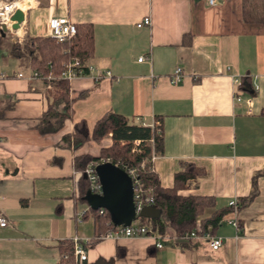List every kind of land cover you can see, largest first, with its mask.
Instances as JSON below:
<instances>
[{"label": "crops", "instance_id": "0c3cea01", "mask_svg": "<svg viewBox=\"0 0 264 264\" xmlns=\"http://www.w3.org/2000/svg\"><path fill=\"white\" fill-rule=\"evenodd\" d=\"M14 1L24 19L0 39V213L10 222L0 228V264H58V243L74 238L85 246L87 264H264V24L243 21L242 0ZM62 16L92 25L89 61L110 76L71 80L72 119L42 133L52 87L44 78L28 79L29 57L11 48L27 36H50V18ZM145 16L151 24L138 27ZM177 68L182 77L173 82ZM243 80L255 95L238 92L235 101ZM108 112L142 126L160 123L162 152L151 165L162 188L173 187L182 162L205 170L181 196L212 197L216 209L226 208L248 197L260 174L257 196L210 232L223 240L220 249L180 242L170 229L160 235L161 249L150 237L98 240L85 214L90 208L76 197L81 173L73 160L98 156L111 137L76 152L62 139L80 121L91 132Z\"/></svg>", "mask_w": 264, "mask_h": 264}, {"label": "trees", "instance_id": "16d2710c", "mask_svg": "<svg viewBox=\"0 0 264 264\" xmlns=\"http://www.w3.org/2000/svg\"><path fill=\"white\" fill-rule=\"evenodd\" d=\"M242 18L247 23L264 24V0H242ZM75 26L76 34L64 42H58L51 36H27L23 45L14 44L12 46V53L16 57L27 55L32 70L37 71L43 77L49 74L59 76L65 65L73 59H90L94 55L92 25L83 23ZM2 34L0 32V39ZM183 40L184 42L190 40V35L184 34ZM48 83L52 87L50 90L52 99L42 117L44 124L42 133L59 130L64 121L72 119L73 116L74 99L69 96V82L56 78L49 80ZM238 92L255 95L253 90H249L244 80L236 86V93ZM58 104L62 105L61 111L56 108ZM260 115L264 116V107L261 109ZM109 135H111L110 146L101 148L98 156L83 154L74 157V169L81 173L76 181V197L80 200L84 201L89 188V181L83 177L85 169L93 163L110 162L124 171L137 169L144 187L151 189L155 206L161 211V215L156 219L141 218L139 221L143 225L152 226L159 235H165L168 229L177 235L191 232L195 229L198 218H201L202 229L212 233L221 225L222 218L231 212V207L216 209L212 197L179 195L180 191L187 188L189 181L206 174L203 168L194 164L182 162L180 171L174 175L173 187L168 189L161 187L149 161L153 153L162 152L161 129L160 133H157L151 127L134 124L133 121L121 115L108 112L95 123L91 132L85 121L75 123L73 133L63 137L62 141L69 146L72 143L73 151L76 152L90 141L100 145ZM135 141L140 142L137 151H133ZM258 175L253 178L250 195L240 199L238 211L246 207L257 196L256 179ZM208 210H212V213L206 216ZM85 214H89L93 219L96 237L103 236L114 228L106 211L88 210ZM91 243H96V241H91ZM57 247L61 256L58 264H76L72 240L61 241Z\"/></svg>", "mask_w": 264, "mask_h": 264}, {"label": "built area", "instance_id": "2783aa9c", "mask_svg": "<svg viewBox=\"0 0 264 264\" xmlns=\"http://www.w3.org/2000/svg\"><path fill=\"white\" fill-rule=\"evenodd\" d=\"M209 4L215 5L217 3L216 0H208ZM20 9L22 10L20 3L14 0H0V32L3 31V26L6 27V30L13 31L12 24L14 21L11 19L14 12ZM23 11V10H22ZM24 12V11H23ZM151 19L149 16H145L142 18L140 22L136 25L138 27L144 25H150ZM50 28V36L55 38L58 42H64L67 38L73 37L76 34V26L75 24L68 20L65 16L62 17H51L48 22ZM15 38L18 42H21V37L17 34H14ZM139 61L143 60V56L138 58ZM90 75L95 80H99L104 76H110L109 71H97L95 66L89 61V59H73L71 62L65 65L64 70L61 72L59 76H55L53 74H49L46 77L41 76L37 71H31V73L26 76L28 79H35V78H44L47 82L49 80H54L56 78L65 79L68 82L71 80ZM19 77H23V73L18 74ZM182 73L179 68H177L172 76L173 82H179L181 80ZM237 82V80H236ZM240 84V83H239ZM238 84V85H239ZM51 88V84L48 85ZM241 97L238 93L234 92V100L240 101ZM151 127L155 129L157 133H160V123L159 122H152ZM111 137V135H110ZM139 141H135L133 143V151H137V147L139 146ZM156 159V153H153L152 157L150 158V162L152 163ZM103 163V162H101ZM100 163H93L90 164L84 171L83 175H86V179L89 181V188L88 190L91 193H100L101 186L98 181V177L95 173V166ZM143 166V164H142ZM141 166V167H142ZM132 180L133 186V203L135 208V215L137 217L136 220H140L139 214L145 208L149 206H155V200L152 196L151 189H146L141 182L137 169H128L125 171ZM239 202L233 200L229 203V207L232 208L234 212H237ZM233 227L238 229L236 221H229ZM10 226V222L7 220L6 216L3 213H0V228L4 229ZM139 237H150L155 241V246L157 249L162 248V244L160 242L161 236L156 233L154 228L149 225H143L140 222L135 225L132 224L130 226L124 227H114L112 230L108 231L105 235L101 236L98 240L102 239H120V238H139ZM180 242H191V241H204L211 250L217 251L222 246L223 240L221 238H216L209 231H205L202 229L201 225L197 223L196 228L191 231L184 233L182 235H178L176 238ZM73 246H74V261L76 264H87V251L85 246L82 244L79 238L72 239Z\"/></svg>", "mask_w": 264, "mask_h": 264}, {"label": "water", "instance_id": "95a60500", "mask_svg": "<svg viewBox=\"0 0 264 264\" xmlns=\"http://www.w3.org/2000/svg\"><path fill=\"white\" fill-rule=\"evenodd\" d=\"M14 23L12 29H17L24 19L20 9H17L11 18ZM6 27L3 26V35ZM95 173L101 186L100 193L87 191L84 201L92 211H106L110 222L114 227L130 226L136 221L133 203V186L129 175L110 162H103L95 166ZM86 179V175H83ZM161 211L156 206L145 207L139 214V218L156 219Z\"/></svg>", "mask_w": 264, "mask_h": 264}, {"label": "rangeland", "instance_id": "374dc122", "mask_svg": "<svg viewBox=\"0 0 264 264\" xmlns=\"http://www.w3.org/2000/svg\"><path fill=\"white\" fill-rule=\"evenodd\" d=\"M110 136V135H109ZM140 221L136 220L133 222V224L137 225Z\"/></svg>", "mask_w": 264, "mask_h": 264}]
</instances>
